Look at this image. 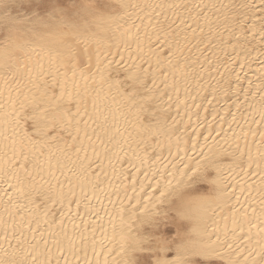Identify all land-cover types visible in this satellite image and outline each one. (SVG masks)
Listing matches in <instances>:
<instances>
[{"label":"snow or ice","instance_id":"1","mask_svg":"<svg viewBox=\"0 0 264 264\" xmlns=\"http://www.w3.org/2000/svg\"><path fill=\"white\" fill-rule=\"evenodd\" d=\"M0 264H264V0H0Z\"/></svg>","mask_w":264,"mask_h":264}]
</instances>
